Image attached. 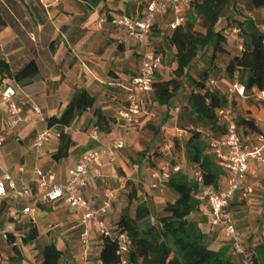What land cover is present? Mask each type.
I'll return each instance as SVG.
<instances>
[{
  "label": "crops",
  "instance_id": "obj_1",
  "mask_svg": "<svg viewBox=\"0 0 264 264\" xmlns=\"http://www.w3.org/2000/svg\"><path fill=\"white\" fill-rule=\"evenodd\" d=\"M135 10L136 6L131 0H61L59 2H54V0H0V59L6 61L13 72L20 71L30 61H35L39 68L38 78L26 86H19L13 80L0 77V86L11 85L15 88L16 100L22 106L25 117L23 124L8 131V140L0 148L2 149L0 150V168H6L0 177L6 173L16 176L19 166H24L27 173L38 167L53 172L61 183H65L68 172L86 152L101 145H108L115 140L124 139L127 144L126 148L116 152L114 163L106 165L105 177L97 180L93 188L84 191L86 198L94 203H100L107 188L119 190L114 206L115 211L107 218V223L114 227L129 205L128 191L122 188L119 182L121 177L129 178L135 185L140 183L144 190V193L138 190V201L134 200L131 204L130 214L132 216L141 201L148 204L152 214L154 208L160 210L161 213L167 203L174 201L177 196L172 192L173 199L170 201L169 196L165 195L170 190L165 185L164 195L154 197L153 204L148 202V196L152 194L148 185L155 168H148L147 178L140 177L139 174L145 168L144 163L148 158L146 156L152 154L158 146L164 158L170 155L162 153L163 145L171 141L169 137L175 135L181 137L183 133H186V128H194L193 126L188 127V124H194L195 131L202 133L203 139H211V142L215 140L213 138L215 130L222 128L202 124L181 112L182 107L189 101L191 93L198 90L196 83L201 80L204 73H208L205 82L207 86L211 78L209 79V71H206L210 67H205L204 73H201L199 69L198 77L188 79L183 85L181 83L178 91L165 99V103L160 105L161 110L165 112L161 120L154 121V117L139 124H130L120 117V112L128 107L125 87L136 73L141 48L137 43L124 39L104 20L113 16L132 14ZM229 14L242 22L247 19L253 20L264 34V7L254 8L251 0H232ZM172 21V14H168L165 17H159L155 26V30L162 32L156 33L152 49L163 54L166 59V69L159 72L156 83L172 80L169 73L174 78L176 49L168 39L172 34L169 27ZM223 21L228 23L226 19L220 23ZM233 27L235 26L225 27L227 48L233 53H241L239 45H251L253 39L250 34L244 38L231 34L230 29ZM166 33L168 35L165 37ZM262 61V58H257L258 63ZM197 66L204 67L199 55L189 69L197 68ZM236 80L235 76L231 79L233 83L237 82ZM79 89H85L89 100L96 101L102 106L111 133L101 132L99 140H93L91 134L96 130L95 118L87 109L70 127L65 128V132L73 141L68 157L55 161L53 155L58 150L59 141L52 139L40 149L35 148L34 143L39 133L48 127L47 120L52 116L59 117ZM214 92H219L218 86L214 88ZM150 95L151 93L148 96ZM144 97L145 95L140 97L141 103ZM234 100L238 102L240 115L244 119L254 120L258 130L264 131V98L257 91H253L246 97H236ZM30 103L37 106L41 114L35 113ZM152 103L150 99V104ZM6 117L7 108L0 96V128L4 126ZM148 125H152L154 129L149 130ZM239 128L244 133L255 132L243 126ZM57 129L61 130L60 127ZM191 136L192 133L187 141ZM159 139L160 145L158 144ZM143 153H146V156L140 155ZM135 154L137 156L134 162L132 157ZM165 163L164 159L160 158V164L157 167L161 169ZM249 180L254 186V193L248 199L240 197L233 202L234 205L241 203L236 205L235 209L237 216L243 217L235 222L244 242H246V237L250 236L260 240L258 243L260 245L264 240V228L242 227L251 223L256 215L264 214V166L253 165L249 172ZM223 182L224 180L220 179L219 183ZM2 204L5 207L2 211L0 210V228L7 227L8 229L9 226L18 223H8L7 201L1 200L0 208ZM21 207L22 205H19V208ZM189 220L207 235L212 250H219L226 243H230L229 237L221 232L219 227L211 224L210 212L206 205L202 204L200 210L193 213ZM26 221L34 224L38 231L37 239L26 244L33 248L36 247L35 251L29 252L28 248L25 249L26 252L23 251L19 245L22 243V237L16 238L14 244L17 243L19 252H8V257L7 259L4 257L2 264H42L43 250L50 244H55L62 252V264H102L103 239L93 232L91 254L87 257L80 243L82 227L79 215L67 206L60 203L42 205L34 219ZM1 244L3 252L6 253L4 246L9 244L4 242ZM22 246L26 247L25 243L24 245L22 243ZM20 254L28 259L17 262L16 259H19ZM38 254L41 257L31 261L30 257H36ZM231 261L233 264H239L238 257L234 254Z\"/></svg>",
  "mask_w": 264,
  "mask_h": 264
},
{
  "label": "built area",
  "instance_id": "obj_2",
  "mask_svg": "<svg viewBox=\"0 0 264 264\" xmlns=\"http://www.w3.org/2000/svg\"><path fill=\"white\" fill-rule=\"evenodd\" d=\"M61 0H54L59 2ZM136 6L132 14L113 16L105 19L116 29L124 39L137 43L140 48L139 65L136 73L130 78L125 87L128 107L120 112V117L128 123L139 124L150 120L155 114L142 110L140 97L154 91L159 72L166 69L165 56L152 49L155 37V26L159 17L172 14L173 21L169 24L171 31L182 26L187 21V14L195 0H131ZM264 31V28H263ZM231 34L241 38L246 33L239 27L230 29ZM244 51V44L239 45ZM217 86L215 79L207 82V89L214 91ZM264 98V92H258ZM246 86L234 82L228 92V103L216 109L218 126L225 129V134L219 140H213L208 149L223 170V183L217 187L205 184L204 174L200 167L188 164L181 166L176 162H166L161 169L153 170L149 189L164 191L166 182L172 173L186 170L198 185L197 199L207 206L211 216V224L222 228L230 239L233 254L238 257L239 264H255L252 254L245 246L241 234L237 230L233 202L242 197L248 199L254 193V186L249 180V172L253 165L264 166V131L250 132L246 135L236 122L231 101L236 97H246ZM2 103L7 108L4 126L0 128V148L8 140V131L25 122L24 110L16 100L17 92L11 85L0 86ZM32 105V110L41 114L40 109ZM61 132L54 127H47L39 133L34 143L35 148H43L50 140L59 141ZM91 138L98 141L100 132L94 130ZM126 141L115 140L108 145H101L86 152L77 164L68 172L67 181L61 183L51 171L35 167L30 173L24 166H19L17 175L10 173L0 177V201H7L8 223H23L34 219L42 205L60 203L79 215L82 232L80 243L84 254L91 251V238L95 232L100 238H111L118 244L117 254L120 264H128L126 255L130 249V240L126 233L114 231V226L107 223V218L115 211L118 189L107 188L100 203H94L86 198L84 191L93 188L97 180L105 177L104 169L107 164L115 162L116 152L126 148ZM175 149L174 143L166 142L162 153L171 154ZM131 180L121 177L119 182L126 188ZM19 205H22L19 208ZM7 227L0 228V264L4 255L1 242L8 243ZM17 244V243H16ZM15 244V245H16Z\"/></svg>",
  "mask_w": 264,
  "mask_h": 264
},
{
  "label": "trees",
  "instance_id": "obj_3",
  "mask_svg": "<svg viewBox=\"0 0 264 264\" xmlns=\"http://www.w3.org/2000/svg\"><path fill=\"white\" fill-rule=\"evenodd\" d=\"M254 8L264 7V0H251ZM232 0H195L191 11L195 20L206 21L208 28L202 32L195 29L193 20H187L182 26L172 31L169 36L170 43L175 47L174 78L168 82L154 84V101L163 105L168 96L173 95L181 86V79L186 76L189 68L198 57L200 51L211 53L213 60L226 57L229 59L227 71L233 76L238 74L242 84L246 86V93L264 92V34L259 30L253 20L242 22L234 21L229 26L241 28L246 34L252 36L251 45L244 44V51L233 53L227 48L225 28L218 27L220 21H229ZM263 59L262 63L257 58ZM39 76V68L35 61H30L23 69L13 72L10 65L0 59V77L13 80L19 86L33 83ZM208 73L196 83L198 90L191 93L189 101L182 107L181 112L186 116L195 118L198 122L218 127L216 109L226 106L227 101L219 92L210 91L206 86ZM90 110L95 118L94 127L100 133H111L108 120L102 106L91 102L85 89L77 90L70 103L63 109L62 114L50 117L48 127H60L61 137L57 152L53 155L55 161H61L69 155L73 145L71 137L65 132L73 122ZM238 126L253 131H259L254 120L241 118ZM150 130L154 129L148 125ZM142 157L145 155L140 154ZM185 156L188 162L201 168L205 184L218 186L223 170L219 167L215 157L209 153L203 135L193 132L191 138L185 143ZM177 197L169 202L160 213L153 218L152 211L144 201L138 203L135 214H130V207L137 198L136 190L129 195V205L124 210L121 219L115 225L114 231L126 233L131 242L126 255L128 264H233L230 255V246H223L219 250H212L207 235L195 224L190 222V216L198 212L202 203L197 199L198 185L192 175L186 170L172 173L165 184ZM29 236H23V242L29 244L37 239L38 231L33 227ZM9 244L14 251L19 252L16 237L9 232ZM230 244V243H229ZM231 245V244H230ZM116 240L104 238L101 251L102 264H120L121 258L117 254ZM42 264H62V252L55 244L47 245L43 250ZM255 264H264V240L256 247L252 254Z\"/></svg>",
  "mask_w": 264,
  "mask_h": 264
},
{
  "label": "rangeland",
  "instance_id": "obj_4",
  "mask_svg": "<svg viewBox=\"0 0 264 264\" xmlns=\"http://www.w3.org/2000/svg\"><path fill=\"white\" fill-rule=\"evenodd\" d=\"M186 18L189 21L190 20L194 21L195 29L197 31L204 32L209 26V23L206 22V21H197V20H195V14L192 11H190L187 14ZM234 21H235V18H234V16H232L230 18V20L228 21V23L227 22L225 23L223 21V22L219 23L218 27L221 28V29H224L227 25L234 23ZM159 31H160V33L162 32L161 30H159ZM159 31L155 30V35H156V33L158 34ZM167 35H168V33H166L165 37ZM167 47H169V46H167ZM199 58L204 63V67L201 66L199 68L197 66V68L189 69L188 73L186 74V76H184L183 80H181L182 85L184 84V82L186 83L188 79H191V78L194 79L195 77H198L199 76V74H198V70L199 69H201V71H200L201 73H204L203 71L205 70V67H210V69L206 71V72L209 71V74H210L209 79L211 78V79H215L216 80L217 86H218V91L224 96V98L228 102V92H229V89L231 88V85L233 84V82L231 81L232 77L235 76L236 79H237L236 81L240 82V80L238 78L239 77L238 74H234L233 76H231L228 73V71H227V66H228L229 59L224 57V56H222V57H219L220 59L213 60V58H211V53L208 52V51H205V50L199 52ZM169 64H170V62H169ZM169 75H170L169 77L173 79L172 74L169 73ZM148 95H145V97L142 99V103L140 102L141 109L142 110L152 111L155 114L154 121L161 120L164 117L165 112L162 111L161 108H160V105L154 101V92H151L150 96H148ZM150 99L153 102L152 104H150ZM237 104H238V102H236L235 100L231 101L232 108L235 109L233 112H234V116H235L236 122L239 119L244 118L242 115H240L239 110H238L239 106ZM248 118H252V117L248 116ZM190 126H193L194 128H186L185 129L186 133H183V135L181 137L179 135H175V136L169 137V140H171V142L174 143L175 149L172 152V154L167 155V157L164 158L163 155L160 154V146H158L154 150V152L152 154H150V155L146 156V153H144L145 156L148 157V158H147V160L144 163L145 164V168L139 174L140 177H142L144 179L147 178V170H148V168H151V169L155 168V170L159 169L160 167H157V166L160 164V158L164 159L165 162L173 161V162L178 163L181 166H185V165L189 164L187 158L184 155L185 143L187 142L188 136H190V134L195 132V130H196V127L194 126V124H188V127H190ZM224 134H225V129L224 128L215 130V134H214L213 138L215 140H219ZM244 134L248 135V133H244ZM204 142H205L206 147L209 148L210 147V143H211V139H208V140L204 139ZM159 143H160V139L158 140V144ZM0 150H2V149H0ZM136 156L137 155L135 154V156H133L134 158L132 157V159H134V162H135ZM0 166H1V164H0ZM5 169L0 168V175L3 174ZM125 190L128 191L129 195L132 194L133 190H136V192H138V190H139L142 193H144L142 185L140 183L135 185L132 181H130L128 183V185H127ZM151 193L152 194L150 196H148V198H149L148 202H150L151 204H153L154 197L158 198V197L164 195V192L161 193V192L155 191V190H152ZM165 195L169 196L168 199L170 201L173 199L171 191H168L167 193H165ZM136 201H138L137 198H136L135 202ZM240 204L241 203H236V205H240ZM233 205H232V211H233V214H234L235 221H237L239 219H242L243 217L237 216V210L235 209L236 205H234V206ZM4 207H5V205L2 204L0 210L2 211L4 209ZM159 208H160V205H159ZM159 216H160V210H157V209L154 208L153 209V218L155 219V218H157ZM242 225H244V224L242 223ZM242 225H241V227H242ZM33 227H34V224L30 223L29 221H26L25 223L20 224V225H18V224L11 225V226L8 227V230L16 238H21L22 237L21 241H22V243L24 245L23 236H29L31 234L30 232H31ZM247 227H249V228L251 227V229L252 228L257 229V228H260V227L264 228V214L256 215L255 217H253L251 223L245 224L244 227H242V228H247ZM220 231L225 233V231L222 228H220ZM252 236H254V235H252ZM223 242H225V241L223 240ZM259 242H260V240H258L257 238L253 239V237L249 236V237H246L245 246H246V248L248 249V251L250 253L254 254L255 250H256V247L258 246ZM22 243H19V245H21L23 251H25V249H27V248L29 249V252L35 251L36 247L33 248L30 245H26V244H25L26 247H24V246H22ZM8 244H9V241H8ZM40 244H42V242H40ZM224 246H230V255H231V257H233L232 245H230L229 243H226ZM81 247H82V245H81ZM4 248L7 251L5 250L6 253L3 252V255L7 259L8 252L14 251V249H13L14 246L9 244L8 246H4ZM82 251L84 252L83 247H82ZM90 254L91 253L89 252L87 257H89ZM40 257H41V255L38 254L36 257H30V259H31V261H33L35 258H40ZM24 259H28V258L27 257H22L21 254H20L19 259H16V260H17V262H20L21 260H24Z\"/></svg>",
  "mask_w": 264,
  "mask_h": 264
}]
</instances>
